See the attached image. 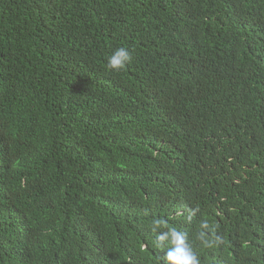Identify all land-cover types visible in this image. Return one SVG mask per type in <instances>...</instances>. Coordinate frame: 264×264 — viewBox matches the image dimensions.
Returning <instances> with one entry per match:
<instances>
[{"label": "trees", "instance_id": "16d2710c", "mask_svg": "<svg viewBox=\"0 0 264 264\" xmlns=\"http://www.w3.org/2000/svg\"><path fill=\"white\" fill-rule=\"evenodd\" d=\"M154 218L264 264V0H0V264H163Z\"/></svg>", "mask_w": 264, "mask_h": 264}, {"label": "clouds", "instance_id": "9594fccd", "mask_svg": "<svg viewBox=\"0 0 264 264\" xmlns=\"http://www.w3.org/2000/svg\"><path fill=\"white\" fill-rule=\"evenodd\" d=\"M132 51L126 46H119L107 57L106 67L114 72L122 71L132 62ZM193 211H198L195 209ZM192 219V213L187 217ZM217 226L210 224L207 219H203L199 225L196 239L204 248H213L219 243L216 236ZM150 231L155 235L153 247L165 250L163 264H201L200 258L189 242L188 234L169 226L166 219L154 218L150 224Z\"/></svg>", "mask_w": 264, "mask_h": 264}]
</instances>
